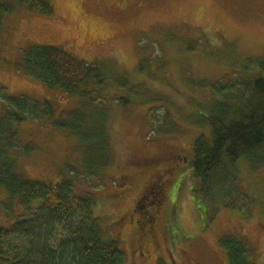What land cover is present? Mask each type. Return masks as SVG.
<instances>
[{
  "label": "rangeland",
  "instance_id": "1",
  "mask_svg": "<svg viewBox=\"0 0 264 264\" xmlns=\"http://www.w3.org/2000/svg\"><path fill=\"white\" fill-rule=\"evenodd\" d=\"M48 2L51 16L16 11L5 18L0 58L9 67L0 68V88L7 97L47 100L61 115L84 107L79 99H61L59 92L10 67L29 46L60 48L87 64L104 62L142 87L101 92L99 105L106 116L101 128L112 155L106 171L86 175L77 143L68 134L28 123L21 127L22 146L32 152L19 159L17 172L29 181L59 182L93 198V216L110 225L124 264H227L219 245L225 237L241 238L255 263L264 264V167H240L239 210L217 206L211 218L208 206L198 207L190 162L196 139L208 137L210 130L194 123L198 110L189 102L194 97L207 106L213 97L206 86L233 82L245 60L264 56V0ZM151 90L172 103L141 104ZM114 97L127 101L117 103ZM3 109L0 100V114ZM152 184L161 188L151 189ZM0 199L7 202L6 194L0 193ZM137 201L138 210L132 211ZM15 210L18 215L9 211L7 221L0 209L1 226L33 221L29 213L20 218L25 212ZM64 233L62 226L54 229L52 247ZM14 239L23 246L25 238Z\"/></svg>",
  "mask_w": 264,
  "mask_h": 264
},
{
  "label": "trees",
  "instance_id": "2",
  "mask_svg": "<svg viewBox=\"0 0 264 264\" xmlns=\"http://www.w3.org/2000/svg\"><path fill=\"white\" fill-rule=\"evenodd\" d=\"M16 11L40 16L54 13L48 0H0V35L5 18ZM244 64L233 82L223 80L206 86L212 92L210 104L202 105L194 97L189 101L198 110L194 123L210 130L208 137L196 139L190 166L193 198L198 207H209L211 218L218 211L217 206L239 210L235 187L242 165L264 167V56L245 60ZM4 66L9 64L0 58V68ZM10 67L48 90L59 92L61 99H79L84 107L61 115L53 102L7 97L0 88V100L4 102L0 114V193L7 196V202L0 199V209L7 212V221L9 211L18 215L15 207L20 213L25 212L20 218L29 213L33 220L0 225V264H124L119 242L108 231L110 225H102L93 216L97 207L93 198L86 193L76 195L71 186L67 188L59 182L47 185L29 181L17 172V166L21 157L27 158L32 152V148L22 146L21 127L36 123L64 132L77 143L86 175L106 171L112 155L101 128L106 120L99 105L101 92H118L117 88L138 92L142 86L130 82L125 72L113 71L111 65L87 64L52 46H29ZM140 69L151 76L143 66ZM146 94L141 104L172 103L153 90ZM114 99L121 104L127 101ZM167 113L175 117L168 110ZM57 226H62L65 233L52 247L51 236ZM15 236L25 238L22 247L17 245ZM219 245L227 264H256L241 238L225 237Z\"/></svg>",
  "mask_w": 264,
  "mask_h": 264
},
{
  "label": "flooded vegetation",
  "instance_id": "3",
  "mask_svg": "<svg viewBox=\"0 0 264 264\" xmlns=\"http://www.w3.org/2000/svg\"><path fill=\"white\" fill-rule=\"evenodd\" d=\"M78 1H80V2H82L83 0H78ZM84 1H86V0H84ZM154 184H152L151 185V189H160L161 188V186L160 185H154ZM139 198V197H138ZM139 201V200H138ZM138 201L133 205V208H132V211L134 210V209H136V210H138V207H137V204H138ZM138 227V226H137ZM148 228V227H147ZM145 233L147 234V235H150V232L148 231V230H145ZM145 243H148V242H145ZM152 243V242H151Z\"/></svg>",
  "mask_w": 264,
  "mask_h": 264
}]
</instances>
